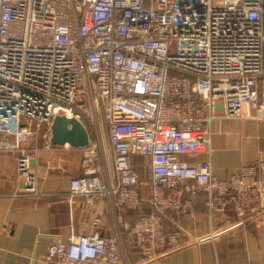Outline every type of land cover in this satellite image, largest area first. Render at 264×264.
Listing matches in <instances>:
<instances>
[{
	"label": "built area",
	"instance_id": "obj_1",
	"mask_svg": "<svg viewBox=\"0 0 264 264\" xmlns=\"http://www.w3.org/2000/svg\"><path fill=\"white\" fill-rule=\"evenodd\" d=\"M57 115L88 134L67 196L103 200L112 226L56 240L49 264L152 262L181 246L176 225L199 204L245 218L261 162L217 179L209 160L181 158L210 154L217 117L264 122V0H0V151L17 152L26 193ZM135 157L149 159L145 182Z\"/></svg>",
	"mask_w": 264,
	"mask_h": 264
},
{
	"label": "crops",
	"instance_id": "obj_2",
	"mask_svg": "<svg viewBox=\"0 0 264 264\" xmlns=\"http://www.w3.org/2000/svg\"><path fill=\"white\" fill-rule=\"evenodd\" d=\"M209 147V155L181 159L209 160L211 174L217 179H227L243 167L261 162L259 176L264 187V122L217 117L212 122ZM133 162L137 174V168L146 172L145 180L139 179L145 182L149 159L135 157ZM17 163V152L0 151V264H49L47 249L58 239L111 234L112 217L103 200L87 206L82 197L67 196L68 181L81 174L80 148L53 145L52 150L33 157L29 173L35 179V193L23 191L24 178L18 174ZM141 189L145 196V188ZM151 211L144 203L137 211L118 213L122 221L133 222ZM96 216L101 223L94 227ZM172 227L165 226L166 230ZM176 227L183 233L181 246L145 264H264V193L245 218L231 209L209 216L199 204L192 216L178 221Z\"/></svg>",
	"mask_w": 264,
	"mask_h": 264
},
{
	"label": "water",
	"instance_id": "obj_3",
	"mask_svg": "<svg viewBox=\"0 0 264 264\" xmlns=\"http://www.w3.org/2000/svg\"><path fill=\"white\" fill-rule=\"evenodd\" d=\"M50 143L52 145H69L82 148L88 144V134L84 126L74 118L55 116L50 125ZM262 170V167L260 168ZM264 187L261 186V196Z\"/></svg>",
	"mask_w": 264,
	"mask_h": 264
},
{
	"label": "rangeland",
	"instance_id": "obj_4",
	"mask_svg": "<svg viewBox=\"0 0 264 264\" xmlns=\"http://www.w3.org/2000/svg\"><path fill=\"white\" fill-rule=\"evenodd\" d=\"M137 166H139L138 164H137ZM137 171H138V177H139V179L140 180H145V178H146V172H144L141 168H137ZM128 245H129V243H128ZM132 253H134V250L132 249Z\"/></svg>",
	"mask_w": 264,
	"mask_h": 264
},
{
	"label": "trees",
	"instance_id": "obj_5",
	"mask_svg": "<svg viewBox=\"0 0 264 264\" xmlns=\"http://www.w3.org/2000/svg\"><path fill=\"white\" fill-rule=\"evenodd\" d=\"M130 248V247H129ZM130 252L132 253V249H130ZM133 254V253H132Z\"/></svg>",
	"mask_w": 264,
	"mask_h": 264
}]
</instances>
